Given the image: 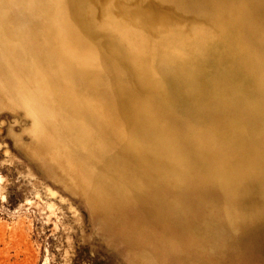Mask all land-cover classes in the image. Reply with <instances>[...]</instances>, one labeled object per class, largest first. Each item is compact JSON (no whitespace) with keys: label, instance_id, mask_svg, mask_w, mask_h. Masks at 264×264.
<instances>
[{"label":"bare ground","instance_id":"6f19581e","mask_svg":"<svg viewBox=\"0 0 264 264\" xmlns=\"http://www.w3.org/2000/svg\"><path fill=\"white\" fill-rule=\"evenodd\" d=\"M197 4L0 0V111L32 118L28 154L47 147L51 171L103 207L195 180L223 192L228 217L246 196L264 201V0ZM177 220L182 237L157 240L182 261L191 228ZM136 248L132 264L161 255Z\"/></svg>","mask_w":264,"mask_h":264},{"label":"rangeland","instance_id":"374dc122","mask_svg":"<svg viewBox=\"0 0 264 264\" xmlns=\"http://www.w3.org/2000/svg\"><path fill=\"white\" fill-rule=\"evenodd\" d=\"M198 1L207 15L221 7L218 0ZM32 129L24 110L0 111V264H132L139 242L161 251V234L182 237L177 219L191 228L182 261L161 251L156 264H264L260 196L244 197L228 217L223 192L195 180L178 194L158 187L152 199L103 207L79 183L72 190L65 175L51 171L47 147L34 149L36 158L28 154ZM179 197L180 217L169 206ZM164 213L167 230L158 223Z\"/></svg>","mask_w":264,"mask_h":264}]
</instances>
